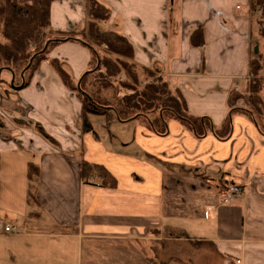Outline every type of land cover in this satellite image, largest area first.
<instances>
[{"label":"crops","instance_id":"1","mask_svg":"<svg viewBox=\"0 0 264 264\" xmlns=\"http://www.w3.org/2000/svg\"><path fill=\"white\" fill-rule=\"evenodd\" d=\"M97 1L110 13L100 26L126 38L133 62L179 92L189 115L221 130L234 94L235 107L247 109L253 0ZM85 2L55 0L50 30L83 28ZM199 30L201 47L191 44ZM90 57L80 42L47 54L76 81ZM80 114L47 60L25 88L0 83V211L24 229L10 237L14 264H264V133L250 116L231 113L220 139L210 130L197 138L176 119L164 136L130 120L93 126L95 137L81 132ZM82 161L104 167L116 186L85 183ZM227 185L242 193L222 204Z\"/></svg>","mask_w":264,"mask_h":264},{"label":"trees","instance_id":"2","mask_svg":"<svg viewBox=\"0 0 264 264\" xmlns=\"http://www.w3.org/2000/svg\"><path fill=\"white\" fill-rule=\"evenodd\" d=\"M55 0H0V26H2L3 41L0 42V83H7L13 89L25 88L37 66L47 60L56 71L67 89L73 91L81 103L79 127L83 134L91 133L96 136L90 116H103L105 127L112 121L126 122L139 120L146 124L155 134L164 136L167 132V122L176 119L193 132L195 137L201 138L208 130L217 138H225L231 124V113L243 111L250 116L257 129L264 133V100L262 92L264 81L261 72L264 69V53L252 52L249 61L250 80L247 82L241 99L245 106L252 109H238L235 107L238 95L231 98V110L221 130L211 129L208 119H196L186 112L185 103L179 92L171 90L169 85L156 77L153 71L146 68L138 70L134 67L133 48L126 38L113 31L104 30L100 24L109 19V10L97 0H88L86 30H74L69 33L50 34V7ZM250 9L259 11L254 17L253 27L256 25L257 35L264 38V0H253ZM259 17V18H258ZM258 18V19H257ZM86 35V36H83ZM88 40H86V38ZM61 42H80L90 51L89 68L75 81L68 70L57 60L47 59L48 51ZM191 44L197 47L203 45L202 32L196 31L191 36ZM257 45V44H256ZM94 46H104L118 55L116 61L100 60L99 51ZM30 59V67L25 70ZM125 60V61H124ZM126 60H129L126 61ZM98 67L96 68V65ZM100 70V72H99ZM125 72L127 80L132 82L131 93L116 98L108 97V90H112L110 81H117L122 85L120 75ZM3 74L8 75L5 79ZM97 75L89 84L92 96L83 87L88 79ZM12 81V83H11ZM14 81V82H13ZM23 85V86H22ZM128 88V87H127ZM126 88V89H127ZM95 98L96 100H94ZM172 103V104H171ZM156 107V108H155ZM233 107V109H232ZM155 109H158L157 111ZM245 111V112H244ZM249 114V115H248ZM2 123L0 122V126ZM40 133L42 130L38 129ZM82 180L87 183L95 178L98 184L106 188L116 186L115 179L101 165L86 161L80 163ZM35 175V171L33 173ZM32 180V171L29 173ZM32 187L29 191V202L33 204ZM171 237L181 238L184 235L175 230H166Z\"/></svg>","mask_w":264,"mask_h":264},{"label":"rangeland","instance_id":"3","mask_svg":"<svg viewBox=\"0 0 264 264\" xmlns=\"http://www.w3.org/2000/svg\"><path fill=\"white\" fill-rule=\"evenodd\" d=\"M83 1V0H82ZM87 3V7H88V0H85ZM249 12L251 13V15H253V20H254V17L256 19V16L259 15V11H254V10H251L250 9V5H249ZM86 13H87V10H86ZM87 15V14H86ZM259 18V17H258ZM257 18V19H258ZM88 22V18H87V21H86V24ZM264 25V24H263ZM102 27V26H101ZM103 28V27H102ZM81 29H83L84 31L86 30V25L83 26V28H80L79 30L77 31H80ZM104 30H106L105 28H103ZM109 31V30H108ZM52 35L53 36V32L51 31L50 34L48 33L47 31V35L46 36H50ZM83 36H86L83 34ZM253 37L255 38L256 40V43H257V47H258V51L263 54L264 53V38L262 37H259L256 33V25L254 27V31H253ZM86 40L87 37H85ZM3 41V34H2V26H0V42ZM95 49H97L100 53H99V57H100V60L107 58L108 61H116L115 59L118 58V55L116 54H113L111 52H109L106 47L104 46H99V47H96L94 46ZM125 61V60H124ZM129 62V60H126ZM130 63L134 64V67H136L138 70H140V68L133 62V61H130ZM39 66V65H38ZM98 67V64L96 65V68ZM67 70V69H66ZM100 72V70H99ZM70 74V73H69ZM126 73L123 72L121 75H120V80L121 81H125L121 84H119L117 81L114 80H111L110 81V84H111V87H112V90H108L109 93L106 94L108 97H113V98H116L118 96H121L123 94H130L131 91H130V88L129 87H132V82L127 80V77L125 75ZM261 75L263 78V81H264V69L263 71L261 72ZM4 78L5 79H8V75L7 74H3ZM97 75L95 76H92L91 79H88L83 87V89L89 93L91 96H92V93H91V90L92 88L90 87V84L89 82L93 79H96ZM75 80V79H74ZM76 81V80H75ZM79 81V79L77 80ZM14 82V81H13ZM6 84L8 87H10L7 83H4ZM128 87V88H127ZM127 88V89H126ZM262 97H263V100H264V89H263V92H262ZM94 100H96L95 98H93ZM172 104V103H171ZM156 108V107H155ZM248 109H252L251 106H247ZM156 111L158 109H155ZM89 120L90 122L92 123L93 126H95V129L97 130L99 125H105V118L103 116H90L89 117ZM96 181V180H95ZM226 188V187H224ZM224 190V189H223ZM8 202L10 203L11 202V199L8 200ZM28 203V202H27ZM7 204L4 200H2V206ZM30 204V202H29ZM10 223V224H13V225H18L20 224L21 222L17 219V217L13 216L12 214L10 213H7V212H4V211H0V264H14V255L12 254V252H10V249H14L16 248V245L13 243V239L15 238H10L12 237L13 235L11 236H8L6 234L3 233V230H2V225H3V221H5ZM24 244V242H22ZM22 244V245H23ZM25 245V244H24ZM14 253L16 252V250L14 249L13 251Z\"/></svg>","mask_w":264,"mask_h":264},{"label":"built area","instance_id":"4","mask_svg":"<svg viewBox=\"0 0 264 264\" xmlns=\"http://www.w3.org/2000/svg\"><path fill=\"white\" fill-rule=\"evenodd\" d=\"M237 9L239 7L237 6ZM242 193L240 187L235 185H227L226 188L222 191L221 194V203L222 204H229L231 203L236 197H238ZM2 230L5 234L8 235H17L23 233L24 229H22L19 225H13L10 223H3ZM235 264H240L239 260L235 261Z\"/></svg>","mask_w":264,"mask_h":264},{"label":"water","instance_id":"5","mask_svg":"<svg viewBox=\"0 0 264 264\" xmlns=\"http://www.w3.org/2000/svg\"><path fill=\"white\" fill-rule=\"evenodd\" d=\"M253 52H254L255 54H257V52H258V47H257V45L253 48ZM31 62H32V59H30L28 65H27L26 68H25V70H27V69L30 67ZM11 83H12V81H11Z\"/></svg>","mask_w":264,"mask_h":264},{"label":"bare ground","instance_id":"6","mask_svg":"<svg viewBox=\"0 0 264 264\" xmlns=\"http://www.w3.org/2000/svg\"><path fill=\"white\" fill-rule=\"evenodd\" d=\"M23 86V85H22Z\"/></svg>","mask_w":264,"mask_h":264}]
</instances>
